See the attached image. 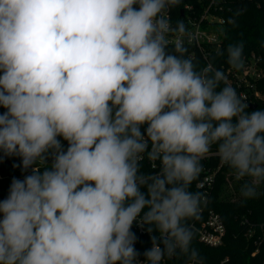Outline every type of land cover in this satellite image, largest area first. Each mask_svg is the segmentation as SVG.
<instances>
[{
  "label": "clouds",
  "instance_id": "obj_1",
  "mask_svg": "<svg viewBox=\"0 0 264 264\" xmlns=\"http://www.w3.org/2000/svg\"><path fill=\"white\" fill-rule=\"evenodd\" d=\"M180 2L0 0V153L31 169L0 200V264L195 261L189 188L213 146L243 197L264 184V109L197 70L168 16ZM243 52L228 45L233 69ZM134 223L150 234L143 262Z\"/></svg>",
  "mask_w": 264,
  "mask_h": 264
},
{
  "label": "trees",
  "instance_id": "obj_2",
  "mask_svg": "<svg viewBox=\"0 0 264 264\" xmlns=\"http://www.w3.org/2000/svg\"><path fill=\"white\" fill-rule=\"evenodd\" d=\"M189 1L181 0L178 6L170 10L176 22L181 20L182 5ZM225 13L228 21L224 26V42L220 50L209 58L211 63L218 69H221L222 65L229 66L226 49L229 44L240 42L244 44L243 58L247 57L252 51L264 58V0H226ZM185 47L188 49V56L195 50L190 45H185ZM172 48L173 46H169L170 50ZM219 52H223L224 55H218ZM193 61L197 66V70L207 67V61L198 51ZM224 86H226V83L222 81L217 90ZM254 109H264V101L256 102L255 108L248 105L247 110ZM3 111L5 109L0 107V113ZM60 139L66 149L68 146L67 141ZM215 151V146H213L210 153L201 161L202 171L189 188L190 191L198 192L203 197L204 192L197 187V182L206 173L217 170L214 187L206 196V204L201 200L200 207H203V212H199L196 217L186 221L187 226L193 233L191 247L198 252L196 258L200 261L198 264H220L227 257L229 260L225 264H264V235H262L260 228L255 226L254 235L250 237L248 235L249 224L245 222L246 219H249L250 224L261 222L264 215V184L257 187L254 197H243L241 195V185L244 181L235 179L229 166L222 164L219 157L213 154ZM155 162L154 167L152 161L145 156L140 162L141 171L147 174L158 172L159 161ZM48 163L50 164L51 161L49 160ZM14 165H17V167H14ZM19 165H21L19 157H8L0 153V200L7 197L9 186L14 177L23 179L25 175L31 173V169L24 171ZM230 179L232 186L229 184ZM209 209L218 212L226 226L224 242L217 247L200 241L197 232L190 227L193 222L197 224L202 222ZM259 236L262 237L260 241ZM256 241L259 242L256 243ZM147 245H151L150 234L146 236L143 247H147ZM256 248H259V252L252 255ZM136 250L138 251V249ZM189 261H191L189 257L183 254H177L171 258L167 257V264H187Z\"/></svg>",
  "mask_w": 264,
  "mask_h": 264
},
{
  "label": "built area",
  "instance_id": "obj_3",
  "mask_svg": "<svg viewBox=\"0 0 264 264\" xmlns=\"http://www.w3.org/2000/svg\"><path fill=\"white\" fill-rule=\"evenodd\" d=\"M226 0H190L182 5L180 11L181 20L186 27V35L184 37V44L190 45L195 48L190 53L192 59L195 58L197 51L207 61V67L211 66L215 70H220L225 75L224 82L227 86H231L236 89L238 96L246 105H255L258 101H264V58L262 55L252 51L247 57L244 58V67L240 70L233 69L231 65H222L221 69L216 68L210 61V57L217 53L223 45L225 32L224 26L227 24V16L225 13ZM168 16L171 20L173 27L176 25V21L171 15L170 11ZM169 46H173L170 44ZM215 155V153H213ZM155 167V161H152ZM217 170L206 173L201 180L197 182V187L203 190L204 195L202 197L203 202L206 204V196L210 193L214 187L216 181ZM203 207H200L199 212H203ZM245 222L249 224L248 235L251 237L254 235V228L258 226L262 235H264V215L259 224H250L249 219ZM190 227L197 232L198 238L203 243L210 246H220L224 242L226 234V226L220 216V214L213 209H209L206 212L205 219L199 224L193 222ZM132 231L137 236L135 248L138 252H141L139 260L143 262V252L150 248L151 245L143 247L146 236L149 233L145 228H141L135 224L132 227ZM259 241L262 237H258ZM259 241H256L259 242ZM259 252V248H256L252 255ZM229 258H225L220 264H225ZM200 261H189L187 264H198ZM162 264H167V257L162 261Z\"/></svg>",
  "mask_w": 264,
  "mask_h": 264
},
{
  "label": "rangeland",
  "instance_id": "obj_4",
  "mask_svg": "<svg viewBox=\"0 0 264 264\" xmlns=\"http://www.w3.org/2000/svg\"><path fill=\"white\" fill-rule=\"evenodd\" d=\"M231 182H232V181H231V179H230V183H229V184L232 186V183H231Z\"/></svg>",
  "mask_w": 264,
  "mask_h": 264
},
{
  "label": "water",
  "instance_id": "obj_5",
  "mask_svg": "<svg viewBox=\"0 0 264 264\" xmlns=\"http://www.w3.org/2000/svg\"><path fill=\"white\" fill-rule=\"evenodd\" d=\"M181 13H182V12H181ZM251 107H252V108H255V105H252Z\"/></svg>",
  "mask_w": 264,
  "mask_h": 264
}]
</instances>
